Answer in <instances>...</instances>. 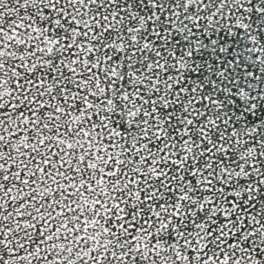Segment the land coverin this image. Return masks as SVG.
Wrapping results in <instances>:
<instances>
[{
    "label": "snow or ice",
    "instance_id": "1",
    "mask_svg": "<svg viewBox=\"0 0 264 264\" xmlns=\"http://www.w3.org/2000/svg\"><path fill=\"white\" fill-rule=\"evenodd\" d=\"M0 264H264V0H0Z\"/></svg>",
    "mask_w": 264,
    "mask_h": 264
}]
</instances>
